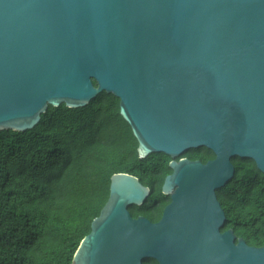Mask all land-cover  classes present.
<instances>
[{
    "label": "water",
    "instance_id": "obj_1",
    "mask_svg": "<svg viewBox=\"0 0 264 264\" xmlns=\"http://www.w3.org/2000/svg\"><path fill=\"white\" fill-rule=\"evenodd\" d=\"M102 93L141 160L171 158V202L158 222L134 217L151 189L113 174L71 264H264V247L223 231L218 197L234 160L264 174V0H0V132ZM200 148L214 159L184 157Z\"/></svg>",
    "mask_w": 264,
    "mask_h": 264
},
{
    "label": "trees",
    "instance_id": "obj_2",
    "mask_svg": "<svg viewBox=\"0 0 264 264\" xmlns=\"http://www.w3.org/2000/svg\"><path fill=\"white\" fill-rule=\"evenodd\" d=\"M120 100L102 93L88 106L50 107L26 132H0V264H71L109 197L110 179L128 173L160 192L172 170L163 153L141 160ZM203 162L214 158L206 148ZM236 173L218 197L232 229L264 247V174L250 159L234 160ZM157 197L132 206L134 217L157 220ZM145 264H158L146 261Z\"/></svg>",
    "mask_w": 264,
    "mask_h": 264
},
{
    "label": "flooded vegetation",
    "instance_id": "obj_3",
    "mask_svg": "<svg viewBox=\"0 0 264 264\" xmlns=\"http://www.w3.org/2000/svg\"><path fill=\"white\" fill-rule=\"evenodd\" d=\"M193 151H199V152H197L199 155H201V154H203V153L205 152L204 150H201V149H195V150H191V151H189V152L194 153ZM189 152H187V153H189ZM187 153L184 155V157L187 158V159H189V160H191V161H200V162H202V163H206V162H208L209 160L214 159V158H210V159H208L207 161L203 162V160L200 159V158H196V157H194V158H190V157L186 156ZM211 153H212V152H211ZM212 154H213V153H212ZM171 173H172V172H171ZM171 173H170V174H171ZM162 185H163V184H162ZM162 185H161V188H160V192H154V190L151 189V195H150V196H152V197H154V196L157 197V196H158V198H157V200H156V203H155L156 207H158V206H159V207H162V206H163L161 212L158 213L157 220H156L155 222H158V221L161 220L162 215H163V211H164L165 207L171 202V198H170V196H167V195L163 194V192H162ZM147 201L149 202V198H148ZM144 217H146V216H144ZM146 218H147V217H146Z\"/></svg>",
    "mask_w": 264,
    "mask_h": 264
},
{
    "label": "rangeland",
    "instance_id": "obj_4",
    "mask_svg": "<svg viewBox=\"0 0 264 264\" xmlns=\"http://www.w3.org/2000/svg\"><path fill=\"white\" fill-rule=\"evenodd\" d=\"M146 261H152V260H146ZM146 261H145V262H146Z\"/></svg>",
    "mask_w": 264,
    "mask_h": 264
}]
</instances>
